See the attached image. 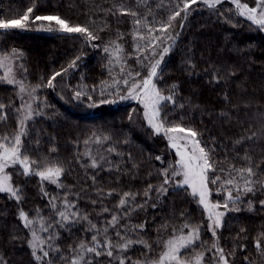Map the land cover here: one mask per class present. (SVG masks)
<instances>
[{"label": "snow or ice", "instance_id": "6c2138e0", "mask_svg": "<svg viewBox=\"0 0 264 264\" xmlns=\"http://www.w3.org/2000/svg\"><path fill=\"white\" fill-rule=\"evenodd\" d=\"M226 4L231 7H224ZM201 8L209 10L225 23H232L233 17L243 18L250 27L264 32V0H159L158 3L156 0H135V6L127 0H117L107 9H100L109 15L131 17L132 27L128 32L117 29L115 39L102 48L111 83L101 81L99 85L92 86L66 84L71 99L86 100L89 107L115 103L117 99L136 101L142 108L145 126L153 135L166 138L176 160L159 169L160 183H148L142 193L117 191L116 188L105 190L96 183L94 171L91 179L95 198H89L93 208L91 212L84 210L81 204L88 193L72 191L73 186L63 183L62 178L67 172L64 164L47 156H34L32 153H39L40 141L38 136L34 140L29 139L34 131L31 123L36 116L43 114L45 105V98L39 95V91L55 90L70 71L79 67L82 56H76L66 66L62 65L59 70L41 77L36 84H28L23 50L0 49V82L18 88L16 98L19 100L18 104L14 100L0 102V126L8 125L10 114L15 122L10 130L0 131V194H7L16 202L17 218L27 230V245L35 264H235V249L221 245L220 232L230 212L241 211L240 205L245 203L251 210L253 201L247 197L264 192V156L256 159L249 151L240 156L238 150L236 163L228 161L227 157L224 161L215 160L210 154L213 150L199 138L200 132L184 125L182 119L180 122L169 119V113L175 107H185L182 103L177 105L179 85L160 86L164 79L165 57L177 43L188 16ZM36 10L37 0H31L22 12L10 16L0 14V36L13 31L44 30L78 34L85 45L99 47L95 42L101 37L94 21L81 25L60 14L38 15ZM128 38L132 41L131 52L125 49ZM130 59L135 60L138 70L128 63ZM185 64L186 70L196 67L191 55L187 56ZM211 74L215 83L221 82L220 70L213 68ZM236 74L234 69L225 70L228 77ZM224 98L227 100V95ZM222 115L227 117L228 113ZM253 118L256 123L247 129L241 126L242 134L235 140L241 149L249 142L255 144L264 139V113L258 111ZM133 119V113H130L129 120ZM127 143L126 138L113 141L111 134L92 133L82 141L84 147L77 153L76 162L83 160L81 167L92 170L119 173L123 171L121 164L109 156L131 161V152L125 157L118 148V145ZM48 151L55 153L57 149L52 146ZM155 159L163 163L161 156ZM105 165L109 167L105 169ZM138 167L131 164L132 169ZM17 175L26 179L38 177L39 194L45 201L43 208L30 213L19 207L24 195L23 186L14 180ZM45 184L53 185L61 192H49ZM173 190H182L193 198L201 209L202 220L193 222L189 213L180 212V223L174 220L161 222L157 238L149 243L143 239L146 222L130 223L132 214L146 205L155 208L156 201L149 204V199L155 195L158 201ZM109 197H114L115 203L109 201L110 206H106L105 200ZM137 197H142L143 202ZM259 204L264 207V200ZM76 225L84 235L62 247L61 235L72 232ZM165 231L167 236L160 235ZM245 231L241 228L236 239H247L241 235ZM205 232L210 235V241L203 239ZM137 245L141 246L140 254L134 256L132 253ZM237 247L244 252L247 246L238 244ZM253 247L264 257V232L254 238ZM244 260L245 264H254L247 255ZM0 264H8V261L0 256Z\"/></svg>", "mask_w": 264, "mask_h": 264}, {"label": "trees", "instance_id": "16d2710c", "mask_svg": "<svg viewBox=\"0 0 264 264\" xmlns=\"http://www.w3.org/2000/svg\"><path fill=\"white\" fill-rule=\"evenodd\" d=\"M30 2L31 0H0V14L10 16L22 12ZM116 2L117 0H37L38 15L60 14L81 25H88L94 21L101 37L95 42L99 45L97 48L85 45L78 34L61 35L44 30H27L13 31L0 36V49L23 50L28 69L26 81L28 84H36L41 77L59 70L62 65L66 66L76 56H82L78 62L79 67L70 71L55 90L39 91V95L45 98V105L43 114L36 116L31 123V130L34 131L29 139L34 140L38 136L40 141L39 153H32L34 156H47L64 164L67 169L66 175L62 178L65 185L73 186L72 191L88 193L81 204L83 209L89 212L93 210L89 198H95L91 179L94 171L96 183L105 190L116 188L117 191L142 193L148 183L159 184L158 170L173 164L176 160L166 138L153 135L145 126L142 109L137 102L117 99L115 103L89 107L86 100H72L71 93L65 86L66 84L92 86L99 85L101 81L111 83L106 67V54L102 48L110 40L115 39L117 29L128 32L132 27L131 17L113 16L100 11ZM127 3L135 6V0H127ZM224 7L231 5L226 4ZM237 20L239 24H236ZM234 24L236 26H233ZM177 30L179 31L178 26ZM131 44L132 41L128 38L125 44L127 52L132 51ZM188 55H191L196 65L195 69L186 70L185 59ZM128 63L137 69L134 59H130ZM213 68L220 70L222 76L218 84L212 80ZM226 69H234L237 74L228 77L225 75ZM172 83L179 85L177 105L182 103L185 107H175L169 113V119L176 122L182 119L184 125L200 132L199 138L213 150L210 154L215 160L224 161L227 157L228 161L236 163L238 150L240 156H243L245 151L251 152L256 159L264 156V139L255 144L249 142L243 149L235 144V140L242 134L241 126L249 128L250 124L256 123L254 115L258 111L264 113V32L250 27L243 18L233 17L232 23H225L209 10L198 9L188 16L177 43L165 57L164 79L160 86L166 87ZM96 95L99 99V95ZM225 95L228 97L227 100L224 98ZM9 100L19 103L16 89L0 82V102ZM169 108L172 106L169 105ZM130 113H133V121L129 120ZM222 113H228V116L224 117ZM14 123V118L10 114L8 125L0 126V131L10 130ZM92 133L111 134L113 141H123L125 138L128 140L127 144H120L118 148L125 157L131 152V161L109 156V159L121 164L123 171L117 173L92 170L81 167L83 160L80 163L76 162L77 153L84 147L82 141ZM52 146L57 149L55 153L48 151ZM156 156H161L163 163L157 161ZM132 163L139 167L132 169ZM108 167L109 165H105V169ZM14 180L23 186L24 200L19 207L30 213L44 207L45 201L39 194L38 177L26 179L17 175L14 176ZM44 186L49 192H61V189L53 185ZM137 199L143 202L142 197ZM247 199L253 201L251 210L246 203L241 204V211L230 212L225 217V224L220 232V243L226 249L229 246L235 249V264H245V255L253 260L254 264H264V257H261L253 247L254 238L264 232V207L259 204L260 200H264V192H258ZM109 201L114 204L115 198L109 197L105 200L106 206H110ZM153 201H156L155 208L146 205L142 210L134 212L130 220L132 224L146 222L143 239L149 243L157 238V229L161 222L174 220L179 224L180 212L189 213L193 222L202 220L201 209L193 198L182 190L170 191L166 198L158 201L153 195L148 203L152 204ZM17 213L16 202L7 194H0V256H3L8 264H35L27 245V230L21 226ZM79 228L80 226L76 225L72 232H63L60 237L62 247L84 235ZM241 228L246 230L241 235L247 239L237 240V233ZM160 235L167 236V232ZM203 239L210 241L211 238L205 232ZM238 244L246 245V251H240ZM140 250L141 246L137 245L132 254L138 256Z\"/></svg>", "mask_w": 264, "mask_h": 264}, {"label": "rangeland", "instance_id": "374dc122", "mask_svg": "<svg viewBox=\"0 0 264 264\" xmlns=\"http://www.w3.org/2000/svg\"><path fill=\"white\" fill-rule=\"evenodd\" d=\"M19 78V77H18ZM11 86V85H10ZM13 87V86H12ZM16 89V92L18 91V88H15ZM140 106V105H139ZM141 107V106H140ZM142 109V108H141ZM168 142V141H167ZM174 151V150H173ZM190 191V190H189Z\"/></svg>", "mask_w": 264, "mask_h": 264}, {"label": "water", "instance_id": "95a60500", "mask_svg": "<svg viewBox=\"0 0 264 264\" xmlns=\"http://www.w3.org/2000/svg\"><path fill=\"white\" fill-rule=\"evenodd\" d=\"M59 34H61V33H59ZM61 35H72V34H61ZM136 102V101H135Z\"/></svg>", "mask_w": 264, "mask_h": 264}]
</instances>
